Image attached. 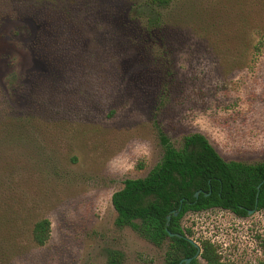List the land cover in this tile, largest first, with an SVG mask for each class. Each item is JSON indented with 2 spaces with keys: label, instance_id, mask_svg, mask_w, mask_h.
Masks as SVG:
<instances>
[{
  "label": "rangeland",
  "instance_id": "obj_1",
  "mask_svg": "<svg viewBox=\"0 0 264 264\" xmlns=\"http://www.w3.org/2000/svg\"><path fill=\"white\" fill-rule=\"evenodd\" d=\"M144 1L61 0L58 28L0 26V264H164L166 244L117 227L111 203L160 161L158 130L176 148L199 133L225 161L264 160V0H173L154 28L131 13ZM180 225L225 264H264V211Z\"/></svg>",
  "mask_w": 264,
  "mask_h": 264
},
{
  "label": "trees",
  "instance_id": "obj_2",
  "mask_svg": "<svg viewBox=\"0 0 264 264\" xmlns=\"http://www.w3.org/2000/svg\"><path fill=\"white\" fill-rule=\"evenodd\" d=\"M172 1L146 0L130 10L145 18L147 28H154L161 23L158 10L168 8ZM66 8L61 0H0V26L9 21L27 20L35 26L47 21L51 27L58 28L62 10ZM67 9L69 12L70 8ZM157 134L162 150L160 161L146 177L125 180L121 190L112 195L115 225L130 228L155 246L165 243L164 264L181 261L185 264L188 258L192 259L189 264H198L193 259L196 249L188 241L190 231L182 229L181 218L188 212L210 209L226 210L240 218L246 217L249 210L264 211V160L256 164L225 161L199 133L184 136L180 148L174 147L161 130ZM196 192L199 195L194 198ZM177 209H180L178 216H171L166 226V216ZM49 232L47 219L36 222L32 243L44 246ZM169 233L182 237H170ZM121 257L120 253L112 252L107 264H121ZM200 259L206 264H225L208 241L200 244Z\"/></svg>",
  "mask_w": 264,
  "mask_h": 264
},
{
  "label": "water",
  "instance_id": "obj_3",
  "mask_svg": "<svg viewBox=\"0 0 264 264\" xmlns=\"http://www.w3.org/2000/svg\"><path fill=\"white\" fill-rule=\"evenodd\" d=\"M258 189H259V186L257 187V190H258ZM198 195H199V192L194 193V198H197ZM205 196H206V195H205ZM257 196H258V193L256 194L255 202H257ZM179 211H180V209L173 210V211H171V212L166 216V226H168L171 216H173V217H177ZM254 212H255V210H249V211L247 212V216L252 215ZM168 235H169L170 237H173V236H176V237H178V238H181V237H182V236L179 235V234H171V233H169ZM188 241H189V242L194 246V248L196 249V253H195V255L193 256V259H197V258L200 256V248H199V246H198L195 242H193L191 239H188ZM191 260H192L191 258H188V259L184 260V261H185L184 263H185V264H189ZM179 264H182V261H181Z\"/></svg>",
  "mask_w": 264,
  "mask_h": 264
},
{
  "label": "flooded vegetation",
  "instance_id": "obj_4",
  "mask_svg": "<svg viewBox=\"0 0 264 264\" xmlns=\"http://www.w3.org/2000/svg\"><path fill=\"white\" fill-rule=\"evenodd\" d=\"M255 213V212H254ZM200 257V256H199Z\"/></svg>",
  "mask_w": 264,
  "mask_h": 264
}]
</instances>
